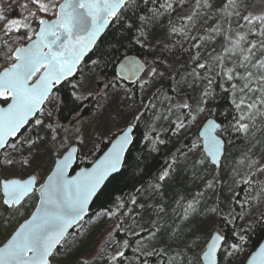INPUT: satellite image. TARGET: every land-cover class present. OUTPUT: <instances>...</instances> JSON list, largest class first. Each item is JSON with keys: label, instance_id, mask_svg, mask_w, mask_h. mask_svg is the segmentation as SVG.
I'll return each mask as SVG.
<instances>
[{"label": "rangeland", "instance_id": "rangeland-1", "mask_svg": "<svg viewBox=\"0 0 264 264\" xmlns=\"http://www.w3.org/2000/svg\"><path fill=\"white\" fill-rule=\"evenodd\" d=\"M61 2L63 0H59ZM243 2L245 8L240 9L243 16L264 15V0ZM172 3V11L161 8L144 18L140 43L152 47L162 44L170 53L198 56L194 62L190 64L187 59L178 61L165 57L155 67L144 61L147 70L134 86L119 79V83L104 85V78L99 76L97 68L89 66L74 81V86L78 100H95L93 113L73 124H62L53 115L57 106L55 95V99L46 105V112H52V115L41 117L45 125L51 124L55 131L33 124L25 133L37 140L31 152L23 156L30 163L22 165L21 154H16V164L5 165L4 153L1 155L0 181L26 179L32 175L37 180H46L56 161L70 147L78 145L79 157L94 162L101 143L128 126H135L141 114L145 116L141 123L144 142L157 152H178L173 161L175 167L166 170L168 176L164 180L159 178L145 187L129 201L124 211L117 206L112 212L114 215L100 214L80 224L57 250L51 263L113 264L110 257L119 248L125 256L117 264H203L202 255L212 235L218 232L225 237L227 227L237 243H223L219 264H242L248 255L246 242L239 253L228 256L225 252L232 251L233 244L239 245L240 237L264 217V172L257 171V167H264V116L256 115L253 121H246L250 124L248 133L237 132L234 126L241 110L235 108L234 118H230L223 131H218L226 142L219 168L211 167L200 137L198 142L195 136L208 119L211 104L223 95V89H230L233 83L242 85L241 80L228 81L223 74V69H232L239 64L238 55L225 57L221 69L216 60L213 65L212 57L227 47V36L235 39L240 33L248 40L258 42L257 33L264 25H248L231 10L228 12L231 14H226L223 6L227 0H209L211 8L198 7L196 0H183L182 4L172 0ZM25 4L36 11L30 0H0V15L7 18L0 21V32H4V26L10 20L25 22L28 17L26 22L32 24L43 16L36 12V16L30 17L28 9L23 7ZM190 16L191 20L188 19ZM43 18L51 20L55 17ZM257 58L264 56L258 52ZM184 63L188 65L182 70ZM198 63H205L206 68H198ZM235 70L245 71L238 66ZM217 86L222 88L221 95L215 93ZM206 91L211 95L205 96ZM242 95L234 94L235 105ZM185 103L190 105L189 109L182 107ZM200 108H203L202 112L198 110ZM179 123L183 127L177 129ZM193 145L199 147L193 149ZM253 161L256 166L250 167ZM176 167L180 168L181 177L169 193L168 185ZM246 179L252 183L246 184ZM37 202L36 195H32L16 209L7 208L0 198V246L29 218ZM189 204L194 206V211L186 216L185 209Z\"/></svg>", "mask_w": 264, "mask_h": 264}, {"label": "snow or ice", "instance_id": "snow-or-ice-1", "mask_svg": "<svg viewBox=\"0 0 264 264\" xmlns=\"http://www.w3.org/2000/svg\"><path fill=\"white\" fill-rule=\"evenodd\" d=\"M36 11H32L28 4L23 5L28 9L29 16H36V12L43 16L37 21L38 30H34L31 24L18 20H10L4 26V34L9 38L23 29L25 35L20 39L31 41L25 47H7L5 60L8 66L0 71V101L6 106H0V153H4L3 164L14 166L16 154H21L22 165L29 164L25 153L31 152L37 140L25 135L33 124L38 128L44 126L52 131L51 124L45 125L41 117L51 116L52 112H46V105L55 99L54 89L63 81L73 76L77 71L83 57L96 44L98 37L109 26L110 22L118 20L120 13L125 9L130 0H30ZM182 4L183 0H179ZM198 7L211 8L209 0H196ZM237 0H227L223 8L235 9ZM161 8L165 11L174 9L172 0H167ZM54 16L55 19H45V16ZM195 15V13H193ZM239 15V13H237ZM7 18L0 15V21ZM189 20L192 17H188ZM248 25H264V15L241 17ZM177 31L176 29H173ZM216 31V29H213ZM252 29H249L251 32ZM33 33L34 35H29ZM258 42L247 39L244 34L237 33L236 38L226 37L228 46L224 47L223 54H217L212 59L221 66L227 56H239V64L232 69H223V74L228 81L241 80L242 85L232 84L233 94L242 93L237 109L241 115L234 130L248 133L250 124L256 115L264 116V58H257V53L264 56V27L257 33ZM5 41V46H7ZM245 69L243 73L235 70L236 67ZM139 65L130 62L128 71L139 70ZM197 67L205 69V63H198ZM154 74V70H153ZM211 83V81H209ZM258 94V95H257ZM205 96L211 95L205 92ZM256 97L252 99L251 97ZM189 109L187 103L182 105ZM203 111V108L198 109ZM182 123L176 125L179 129ZM213 129L221 130L219 125L209 124L202 135L205 138L204 147L213 164H218V156L222 155L224 141L214 134ZM132 129L129 128L117 138L111 152L103 159L95 163L91 170L82 171L80 175L70 177L69 167L72 163V155H66L56 161L55 169L46 180L35 178L4 179L0 181L2 203L9 208L19 209L25 200L38 193L39 207L20 228L0 246V264H51V258L55 255L58 246H63L69 229L80 224L88 213L89 205L93 197L104 181L114 172L119 170L122 156L126 146L131 141ZM51 135V133H49ZM55 139V137H52ZM162 143V141H161ZM199 147L193 145V149ZM193 149H190L193 150ZM74 152L75 149H72ZM256 166L251 162L250 167ZM257 171L264 172V167H257ZM168 176L165 171L160 179ZM246 184L252 183L246 179ZM135 203V201H133ZM162 211V209H161ZM194 211L192 204L185 209V215ZM109 215L114 213L109 210ZM224 238L220 235L212 237L203 252L202 259L206 264H219L218 254L221 251ZM245 238L240 237V244H233L232 251L225 252L231 256L242 250ZM127 245L125 241L124 246ZM125 256V252L117 249L110 259L117 264ZM201 257H198V260ZM242 264H264V246H260L245 257Z\"/></svg>", "mask_w": 264, "mask_h": 264}, {"label": "trees", "instance_id": "trees-1", "mask_svg": "<svg viewBox=\"0 0 264 264\" xmlns=\"http://www.w3.org/2000/svg\"><path fill=\"white\" fill-rule=\"evenodd\" d=\"M166 1L167 0H130L128 6L121 11L120 18L112 22L110 28L99 41L93 53L83 62L76 78L66 82L55 91L54 94L57 98V106L53 111V115L58 122L62 124H73L77 120L86 118L93 113L95 100H92V98H87L84 101L78 100L76 88L74 86V81L79 79L81 74L84 73L89 66H95L99 76L104 78L103 84L110 86L119 83L116 69L120 61L128 55H136L146 61L148 65H155V67H157L159 61L165 57L178 61L187 59V63L190 62V64L196 60L198 56L194 57V55H189L186 57L180 53H170L166 51L162 44L152 47L149 46V44L140 43L139 34L144 18L160 10V6L165 4ZM244 8L245 5L243 0H237L236 8L228 9V12L231 10L236 14L239 13V17L241 18L243 17V12H241V10ZM31 27L34 30L38 29L36 20L32 22ZM28 34L34 35L33 33ZM24 35L23 29L19 33L14 32L10 38L5 36L4 32H0V71L8 66V62L5 60L7 47H23L30 42L26 39H20V37ZM195 39L193 42H195ZM5 41L8 42L7 46H5ZM225 46H228L227 41ZM221 54H223V52ZM213 62V65H215L216 61H214V59ZM187 63H184L181 68L182 70L186 68L188 65ZM217 65L218 63L216 66ZM223 66L224 61L222 66L220 64L218 65V68L221 69ZM231 88L232 87L227 90L223 89V95H221L222 88L217 86L215 93L221 95V98L213 102L210 106L208 118H216L222 130L225 128L230 118H234L233 115L236 114L234 94ZM2 104L6 105L4 102H2ZM144 118L145 116L141 114V118L135 125V143L126 157L123 170L119 175L113 177L108 182L95 199L90 214L84 223L92 220L97 215L109 214V210L113 212L114 208L117 206L122 207L124 211L125 208L129 206V201L134 196L139 194L140 191L151 183L156 182L169 167H175L173 161L177 159V150H171L164 154L163 152L152 150L148 144L144 142L145 134L141 127ZM120 133L121 131L114 134L109 140L101 143L95 155V160L108 148L109 144ZM195 137H197L199 142V134H196ZM91 163L92 161L89 159L82 160L79 157L78 167L89 166ZM211 167L214 168L213 165ZM180 177L181 170L179 167H176L172 180L168 185L169 193H172L171 191L178 184ZM37 200L38 196L36 195V201ZM34 204L33 202L32 206H34ZM6 212L9 213V211L5 210V213ZM230 234L231 229L227 227L225 230V243H237ZM244 238L249 248L248 254H250L256 250L264 240V217L251 229L245 232ZM125 239L128 238L125 236ZM129 241L128 243L131 244L132 240L129 239ZM126 246H124V248L127 254L128 247Z\"/></svg>", "mask_w": 264, "mask_h": 264}, {"label": "water", "instance_id": "water-1", "mask_svg": "<svg viewBox=\"0 0 264 264\" xmlns=\"http://www.w3.org/2000/svg\"><path fill=\"white\" fill-rule=\"evenodd\" d=\"M61 3H63V2H61ZM53 19H55V18H53ZM112 22H113V21H112ZM112 22H110L109 26H108V27L104 30V32H102L101 35L98 37V39H97V41H96V44L93 46V48H92V49H91V50H90V51H89V52L83 57V59H82L81 62H80V65H79L77 71L74 73V75L71 76V77H69L67 80L63 81L60 85H58V86L54 89V93H55V91H56L58 88H60V87H61L62 85H64L66 82L71 81V80H73V79L76 78V76L78 75L79 70H80V68H81V66H82V64H83V62L86 61V60L88 59V57L93 53V51H94V49L96 48V46H97V44L99 43V41L102 39V37H103V36L105 35V33L107 32V30L110 28ZM37 30H38V29H37ZM29 43H31V41H30ZM29 43H28V44H29ZM25 46H27V45H25ZM25 46H23V47H25ZM130 62H134L135 65H139V66H140V67H139V70L136 71L135 69H133V71H128V66H130ZM146 70H147V64L144 62L143 59H141L140 57H138V56H136V55H128V56H125V57L120 61V63L118 64L117 69H116V75H117V78H118L120 81L124 82L125 84H127V85H129V86H134V85H136V84L141 80V78L144 76ZM2 102H3V101H0V106H6V105H3ZM210 123H211V124H214V125H219V126H220V123L217 121L216 118H208V119H206L205 122L203 123V125L201 126L200 130H199V137H200V139H201V141H202V148H203V152H204L205 156L209 159L211 165H213V166L216 167V168H219V167L221 166V164H222V161H223V158H224V155H225L226 142H225V140H224L221 136L218 135V131H219V130L213 129L214 134L217 135V136H219V137L224 141V149H223V151H222V155H220V156L217 157V159L219 160V163H218V164H213L211 156H209L207 150H206L205 147H204L205 138H204V136L202 135V133H203L204 130L209 126ZM129 128L132 129V132H131V137H132V138H131L130 143L126 146V151L124 152V154H123V156H122V163H121V165H120V167H119V170L116 171V172H114V173H112V174H111V175H110V176L104 181V183L101 185V188L98 190L97 194L93 197V200H92V202H91L90 205H89L88 213L85 215V217H84L83 220L80 222V224H82V223L88 218V216H89V214H90V211H91V208H92V205H93L95 199H96V198L98 197V195L102 192V190L105 188V186L108 184V182H109L113 177L119 175V174L121 173V171L123 170V167H124V165H125V161H126V157H127L128 153H129V151L131 150L132 146H133L134 143H135V131H136V126L131 125V126H128L127 128H125V129H124L119 135H117V136L113 139V141L109 144L108 148H107V149H106V150H105V151H104V152H103V153H102V154H101V155H100V156H99L94 162H92L89 166L78 167V161H79V146H78V145H74V146L70 147V148L66 151V153L60 158V159H63L64 156L71 154V155H72V163H71V165H70V167H69L68 175H69L70 177L78 176V175H80V173H81L82 171L91 170V168L94 167V165H95L96 162H98L100 159H103L106 155H108V153L111 152V150H112V148H113V145L116 143L117 138H118L120 135H122L123 132L127 131ZM72 149H75V151L73 152ZM1 155H2V153H0V159H1ZM60 159H58V160H60ZM58 160H57V161H58ZM54 169H55V165H54L52 171H53ZM52 171H51V172H52ZM49 175H51V173H50ZM29 178H35V179H37V177H36L35 175H32V176H29L28 178L23 179V180H27V179H29ZM12 179H19V178H12ZM3 180H4V179H3ZM3 180H2V181H3ZM35 195L38 196V193L35 194ZM26 200H27V199H26ZM5 206H6L7 208H9L7 205H5ZM38 207H39V196H38V202H37L36 208L34 209L33 213L30 215V217H29L27 220L31 219L32 215L36 212V209H37ZM27 220H25L24 222H22V223L18 226V228H17L15 231H17V230L20 228V226L23 225ZM80 224H79V225H80ZM79 225H78V226H79ZM78 226H76V227L73 228V229H69V233H68L67 237H68V236H69V235H70V234H71V233H72V232H73ZM15 231L13 232V234L15 233ZM215 235H220L221 237H223V238H224V242H225V237H224L223 235H221V234L218 233V232H215V233L212 235V237L215 236ZM10 237H11V236H10ZM10 237H9V238H10ZM212 237H211V239H212ZM211 239L209 240L208 244L211 242ZM224 242H223V243H224ZM208 244H207V246H208ZM207 246H206V250H205V251H207ZM260 246H264V240H263L262 243L259 245V247H260ZM259 247H258V248H259ZM59 248H60V246L57 247L56 252H57V250H58ZM258 248H257V249H258ZM202 257H203V255H202ZM218 257H219V254H218ZM52 258H53V257H52ZM52 258H51V259H52ZM202 262H203V264H206V262H205L203 259H202Z\"/></svg>", "mask_w": 264, "mask_h": 264}, {"label": "flooded vegetation", "instance_id": "flooded-vegetation-1", "mask_svg": "<svg viewBox=\"0 0 264 264\" xmlns=\"http://www.w3.org/2000/svg\"><path fill=\"white\" fill-rule=\"evenodd\" d=\"M1 195H2V192H1ZM35 195V194H34Z\"/></svg>", "mask_w": 264, "mask_h": 264}]
</instances>
